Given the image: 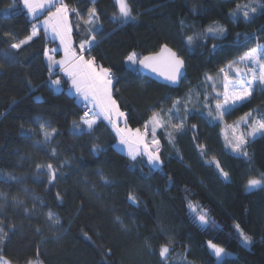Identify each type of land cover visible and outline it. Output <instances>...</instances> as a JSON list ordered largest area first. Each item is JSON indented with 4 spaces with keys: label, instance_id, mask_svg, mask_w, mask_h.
I'll use <instances>...</instances> for the list:
<instances>
[{
    "label": "trees",
    "instance_id": "16d2710c",
    "mask_svg": "<svg viewBox=\"0 0 264 264\" xmlns=\"http://www.w3.org/2000/svg\"><path fill=\"white\" fill-rule=\"evenodd\" d=\"M64 3L69 6L73 48L89 36L90 27L93 32L100 29L90 56L117 77L113 96L128 114L129 128L144 130L153 110L167 121L172 102L189 96L188 107L195 114L188 116L182 132L171 127L158 130L162 172L152 170L146 157L132 161L120 152L118 137L107 121H98L91 135H74L73 122L80 124L82 104L68 92V80L49 70L45 55L57 42L30 19L22 0H0V257L10 264L29 260L39 264H264V189H246L248 179L264 174V135L248 140L250 159L234 155L223 137L224 124L207 117L204 97L197 100L196 95L207 89L205 73L219 75L221 67L257 44L264 45V11L253 5L257 11L246 21L242 10L250 0H129L135 19L123 22L116 0ZM237 5L241 15L233 19L230 13L237 11ZM93 7L99 20L88 25L85 20ZM166 17L182 37L189 58L178 89L129 71L126 62L133 51L150 54L158 22ZM34 24L39 34L18 51L12 49V43L31 34ZM214 24L227 29L225 38L210 37L207 28ZM187 36L194 37L191 46H186ZM85 56L89 58L88 53ZM57 76L60 91L50 83ZM253 110L264 112L260 87L250 102L225 116V124L232 125ZM180 116H184L182 107ZM42 122H47L49 131H57L50 143L37 149L33 145L43 141L38 126ZM94 144L103 151L94 155ZM197 145L204 146L205 155ZM213 160L229 173V180L222 178ZM47 163L57 169L52 183L46 169L36 167ZM99 172L112 183L103 186ZM9 174L16 179H9ZM93 186L95 191L90 190ZM130 195L138 203L133 204ZM189 202L206 209L215 223L200 225ZM49 210L59 216L60 225L47 219ZM236 224L252 238L251 246L242 245ZM208 242L233 257L218 263L206 247ZM165 243L171 259L162 261L159 250Z\"/></svg>",
    "mask_w": 264,
    "mask_h": 264
},
{
    "label": "snow or ice",
    "instance_id": "6c2138e0",
    "mask_svg": "<svg viewBox=\"0 0 264 264\" xmlns=\"http://www.w3.org/2000/svg\"><path fill=\"white\" fill-rule=\"evenodd\" d=\"M23 3L34 20H39L40 16L44 17L41 27L46 32L50 31L53 34V38L58 37L60 45L63 46V59L54 60L53 56L45 52L49 61V70H51L54 65H59L60 71H62L70 81V91H73L74 95L78 96L88 108L84 117L81 118L80 124L73 122V134L91 135L98 121H107L108 125H110L112 130L116 133L119 145H124L126 147L127 155L132 161H136L137 158L141 156L146 157V163L152 170H159L162 172L164 161L160 156L161 144L160 140L156 137V131L159 128H165L167 130V127H171L178 133L183 131L188 116L195 114L194 110L188 107L190 96L186 97L183 102L181 99H176L172 102V107L169 108L166 113L168 116L167 121L163 119L160 112L153 110L148 121L144 123L143 132H141L139 128H129L127 123L128 114L121 110L117 100L113 96V85L114 82L118 81H116L110 68H106L102 64H97L95 57L90 56V52L94 47L100 29L98 28L93 32L90 27L88 29L90 33L89 36L80 42L78 49L73 48L70 29L67 23L69 6L64 3V0H23ZM116 4L118 6L120 20L128 22L135 19L129 0H116ZM253 5H257L264 11V3H261L260 0H250V3L244 5L242 10V17L246 21L250 19V14H254L257 11V6ZM240 15L241 6L237 5V11L230 13V16L236 19ZM98 20L99 13L93 7L89 11L85 23L92 25ZM226 32V28L215 24L207 28V33L213 39L225 38ZM38 34L39 29L34 24L31 34L19 42L12 43L11 48L18 51L22 46L29 44ZM240 39L241 37L238 34V44ZM243 39L247 41L249 38L245 36ZM193 41V36H187L186 46H191ZM216 49L217 45H213V50L215 51ZM85 53L89 54V58H86ZM12 59H15V57H12ZM126 62L129 71H147L163 77V79L171 85H179L185 76L184 59L167 45H164L160 52L153 55L140 56L133 51L127 56ZM240 64H244L247 71H242L240 67H238ZM249 64L255 65L256 67H249ZM233 72L234 76L230 75V73ZM218 73L221 78V89H218L216 86V78L205 73V81L210 82L212 95L209 97L207 89L202 90V92L196 95L197 100H199L200 95H203V108L206 109L207 117L223 121L226 115L250 102L257 87L264 89V45L257 44L256 47L250 48L237 60L230 61L224 67H221ZM50 83L58 88L61 85V80L57 76L56 79H50ZM181 107L184 112L183 117L180 116ZM90 113L92 118H89ZM201 115L203 116V113H201ZM173 118L177 121L176 123L172 122ZM81 124L84 126L83 128ZM122 124L123 126H121ZM240 125L248 129L247 133L244 131H237ZM38 126L43 134V141L35 142L33 146L37 149L41 148L44 144L50 143L52 136L55 135L57 131L55 128H51L49 131L48 129L50 126L47 122L39 123ZM21 127L23 129V125H21ZM196 127L197 126L194 124L191 125L193 130H195ZM229 127L234 131V139L230 143L232 151L242 157L250 159L247 151L248 137H254L258 133L264 135V112L259 110L247 112L240 117L238 121L229 125ZM149 133L151 134V139H149ZM167 135L169 143H173V134L168 132ZM197 147L201 149L202 155L206 154L204 146L197 145ZM91 151L95 155L103 151V149L99 145L94 144ZM51 155L53 157L56 156L55 149L51 150ZM212 162L215 164L222 178L229 180V173L224 171L219 161L213 160ZM63 166V164L60 165V167ZM36 167L38 171L42 167L46 169L49 183L56 180L57 169L52 163H47L46 165L38 164ZM97 175L103 186H108L112 183L110 178L103 172H99ZM8 178L12 180L16 179V177L11 174H9ZM168 179L171 186V178L169 177ZM257 188L264 189V174L261 175V178L248 179L246 189L252 191ZM90 190L95 191V187L93 186ZM57 198H60L59 193L57 194ZM35 199L38 200L40 198L35 197ZM129 200L133 204L138 203L136 197L133 195L129 196ZM17 203L20 202L17 201ZM41 206L43 207V204H41ZM188 206L194 214V219L197 220L200 225L207 226L210 223H215L208 211L202 208V206L191 202H189ZM46 215L47 219L53 224L60 225V218L55 212L49 210ZM117 220H119V218H117ZM235 229L240 236L243 246L248 247L253 244L252 238L243 231L239 224L235 225ZM0 233H3V229H0ZM85 237L91 240V237H88L87 234H85ZM2 238L3 236L0 235V239ZM209 247L218 258L225 253V249L216 244L210 243ZM169 253V244H162L159 250L161 260L167 261L171 259ZM0 261H2V264H10V262L4 260L3 257H0ZM27 264H39V262L29 260Z\"/></svg>",
    "mask_w": 264,
    "mask_h": 264
},
{
    "label": "rangeland",
    "instance_id": "374dc122",
    "mask_svg": "<svg viewBox=\"0 0 264 264\" xmlns=\"http://www.w3.org/2000/svg\"><path fill=\"white\" fill-rule=\"evenodd\" d=\"M24 7L26 8L25 5H24ZM26 10H27V8H26ZM28 15H29V17H30V19L32 21H36L37 24H39V26L41 27L42 21H43L44 17H41L40 16V19L39 20H34V18L32 17V15L29 12H28ZM67 23H68V27H70L69 14H68V21H67ZM158 23H157L158 25L156 24L157 25V27H156V30H157L156 31V39L149 46V48H148L149 49V53L150 54L151 53H156L159 50H161V48L164 45H167V46H170L172 49H174L179 54L180 53L181 54L183 53L182 58L184 59V61L188 65V62H189L188 55H187V53L184 55V51H185L184 41H183L182 37L178 34L177 29H176L174 23L172 22L171 18L170 17H166L161 22L159 21ZM48 32L52 35V33L50 31H48ZM60 47L63 49V46L62 45H60ZM52 52L53 53H56L58 51H52ZM238 67H240V69L242 71H247V68L245 67L244 64H240V65H238ZM249 67H256V66L249 64ZM230 75H233L234 76V72L233 73H230ZM213 77H215L216 80H217V85H216L217 88L218 89H221V83H220V79L221 78H220V76L219 75H214ZM206 85H207L206 87H207V91L209 93V97H211V95H212V89H211L210 82H207ZM53 87L57 89V87H55V86H53ZM172 122L173 123H176L177 121L175 120V118H173ZM221 122L224 124L223 137H224L225 143L227 145V148H228V150L231 153H233L234 155H237L238 156V154H236L235 152H233L232 151V148L230 147V143L234 139V131H233L232 128L229 127V125H226L225 124V119L223 121H221ZM159 129H157V131H156V137H157V132H158ZM171 130H172V128H171ZM143 131L144 130L141 129V132H143ZM237 131H244L245 133H247L248 129H246L243 125H240V128ZM259 135H261V134L258 133L256 136H259ZM256 136H254V137H256ZM254 137H248V140L251 139V138H254ZM116 147H117V149L120 152H122L123 154L127 155L126 147L124 145H119V141L117 142ZM211 244H213V243H211ZM209 245H210V242H208L206 244V247H207L208 251L210 252V254L214 258H216V260H217L218 263H222L226 259H228L230 257H233V255L231 253H228V252L225 251V253L221 257L218 258V257H216L214 255V253H213L212 249L209 247ZM0 264H2V261H0Z\"/></svg>",
    "mask_w": 264,
    "mask_h": 264
},
{
    "label": "crops",
    "instance_id": "0c3cea01",
    "mask_svg": "<svg viewBox=\"0 0 264 264\" xmlns=\"http://www.w3.org/2000/svg\"><path fill=\"white\" fill-rule=\"evenodd\" d=\"M41 17H43V16H41ZM37 25L39 26V24H37ZM39 27H40V26H39ZM69 29H70V36H71V40H72V29H71V25H70ZM45 32H46V31H45ZM46 34H47V36H48L51 40L57 42V46H56L54 49H52V50L58 51V52L61 53V54H60V56H57L58 53H55V54H56V55H55V54L52 52V50H51V52H47V53H48L49 55L53 56V57H54V60H60V59H63V58H64V52H63V49L60 47L59 38H58V37L53 38V34L51 35L49 32H46ZM72 46H73V40H72ZM86 58H88V57L86 56ZM46 60H47V62L49 63L47 56H46ZM52 70H53V71H56V72H57V75H63V76L68 80V78L65 76V74H64L62 71H60V66H59V65H54V66L52 67ZM68 82H69V89H68V92H69L71 95L75 96L79 103L84 104V102H82V100H81L78 96L74 95L73 91H70L71 84H70V81H69V80H68ZM113 87H114V85H113ZM61 89H62V86L60 85V86L57 88V90L60 91ZM121 126H123V124H122Z\"/></svg>",
    "mask_w": 264,
    "mask_h": 264
},
{
    "label": "water",
    "instance_id": "95a60500",
    "mask_svg": "<svg viewBox=\"0 0 264 264\" xmlns=\"http://www.w3.org/2000/svg\"><path fill=\"white\" fill-rule=\"evenodd\" d=\"M168 47L171 48L170 46H168ZM172 50L175 51L174 49H172ZM158 52H160V50ZM158 52H156V53H158ZM156 53H151L149 55H153V54H156ZM176 53L180 56V54L178 52H176ZM139 72L141 74H143L145 77L149 78L150 80H152V81H154V82H156V83H158L160 85L168 86V87L173 88V89H178L181 86V84L183 83V81H184V79L186 77V74H187V64L185 62V69H184L185 76H184L182 82L179 85H171V84H169V82H167L166 80H164L163 77L157 76V75L152 74V73H149L147 71H143L142 70V71H139Z\"/></svg>",
    "mask_w": 264,
    "mask_h": 264
},
{
    "label": "built area",
    "instance_id": "2783aa9c",
    "mask_svg": "<svg viewBox=\"0 0 264 264\" xmlns=\"http://www.w3.org/2000/svg\"><path fill=\"white\" fill-rule=\"evenodd\" d=\"M114 75V74H113ZM114 77L116 78V80H117V77L114 75ZM81 110H82V113H83V115H82V117H84V114H85V112L86 111H88V108L85 106V104H82L81 105ZM91 117V113L89 114V118ZM92 118V117H91ZM149 139H151V134L149 133Z\"/></svg>",
    "mask_w": 264,
    "mask_h": 264
}]
</instances>
